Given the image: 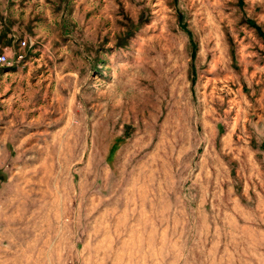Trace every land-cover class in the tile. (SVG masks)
<instances>
[{
    "label": "rangeland",
    "instance_id": "1",
    "mask_svg": "<svg viewBox=\"0 0 264 264\" xmlns=\"http://www.w3.org/2000/svg\"><path fill=\"white\" fill-rule=\"evenodd\" d=\"M248 20L264 0H0V264H264Z\"/></svg>",
    "mask_w": 264,
    "mask_h": 264
},
{
    "label": "built area",
    "instance_id": "2",
    "mask_svg": "<svg viewBox=\"0 0 264 264\" xmlns=\"http://www.w3.org/2000/svg\"><path fill=\"white\" fill-rule=\"evenodd\" d=\"M20 43V45H21V47H24V46H26V43H25V40L23 41H20L19 42ZM18 56V58L19 59H21V58H23V56H22V54H19V55H17ZM8 59H7V57L5 56V54H0V64H3V63H7L8 61H7Z\"/></svg>",
    "mask_w": 264,
    "mask_h": 264
},
{
    "label": "crops",
    "instance_id": "3",
    "mask_svg": "<svg viewBox=\"0 0 264 264\" xmlns=\"http://www.w3.org/2000/svg\"><path fill=\"white\" fill-rule=\"evenodd\" d=\"M13 42H15V39L14 38H11L10 39V41L5 45V46H3L4 48H6V49H13V47H15V45H14V43ZM20 42V41H19ZM19 42H17V44H16V46L18 47V48H24V47H21V45H20V43Z\"/></svg>",
    "mask_w": 264,
    "mask_h": 264
},
{
    "label": "trees",
    "instance_id": "4",
    "mask_svg": "<svg viewBox=\"0 0 264 264\" xmlns=\"http://www.w3.org/2000/svg\"><path fill=\"white\" fill-rule=\"evenodd\" d=\"M251 26H254L255 28H256V30H257V34H259L262 38H263V40H264V33H262V31H261V29L259 28V26L258 25H256L253 21H251V20H248L247 21Z\"/></svg>",
    "mask_w": 264,
    "mask_h": 264
}]
</instances>
